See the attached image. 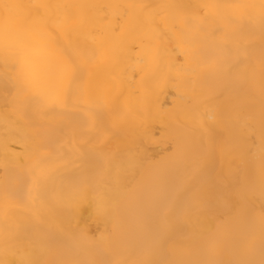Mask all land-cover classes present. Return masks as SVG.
I'll use <instances>...</instances> for the list:
<instances>
[{
  "label": "bare ground",
  "instance_id": "bare-ground-1",
  "mask_svg": "<svg viewBox=\"0 0 264 264\" xmlns=\"http://www.w3.org/2000/svg\"><path fill=\"white\" fill-rule=\"evenodd\" d=\"M6 2L0 264L259 262L262 0Z\"/></svg>",
  "mask_w": 264,
  "mask_h": 264
},
{
  "label": "snow or ice",
  "instance_id": "snow-or-ice-1",
  "mask_svg": "<svg viewBox=\"0 0 264 264\" xmlns=\"http://www.w3.org/2000/svg\"><path fill=\"white\" fill-rule=\"evenodd\" d=\"M21 7L20 5L8 3L6 0H0V12H3L4 14L11 16L14 9H17ZM131 7V6H129ZM244 7H254L253 5H247ZM261 14H262V21H264V0H262L261 3ZM262 144H264V138H262ZM21 264H44V262L40 260H25L21 262ZM131 264H148V262H131ZM239 264H264V257H262L259 262L255 260H245L239 262Z\"/></svg>",
  "mask_w": 264,
  "mask_h": 264
}]
</instances>
